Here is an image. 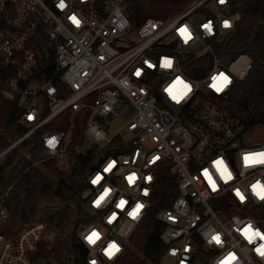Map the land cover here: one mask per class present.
<instances>
[{
	"label": "built area",
	"instance_id": "1",
	"mask_svg": "<svg viewBox=\"0 0 264 264\" xmlns=\"http://www.w3.org/2000/svg\"><path fill=\"white\" fill-rule=\"evenodd\" d=\"M125 4L0 0V52L3 65L14 72L7 91L20 109L19 122L28 129L0 151V163L36 130L66 116L65 129L44 132L38 154L27 156L30 167L49 161L71 167L77 153L90 159L78 193L91 218L77 231L87 264L121 259L131 236L152 215L163 226L164 257L172 264H264V255L256 251L264 240L253 236L250 243L243 234L248 225L264 234L252 215L264 204L252 188L264 189V164L246 166L243 159L264 152V135L225 107L252 65L248 54L230 60L222 52L240 13L232 10L230 0H194L171 17L147 18L136 28ZM181 28L187 29L184 35ZM162 58L170 59L171 67H161ZM177 78L188 89L179 83L170 88ZM81 119L85 137L74 145ZM86 140L89 153L81 150ZM218 160L231 179L221 178ZM109 164L113 167L105 172ZM166 173L174 179L162 183ZM132 174L136 179L129 184L126 177ZM19 178L12 173L0 188V264H60L56 225L44 217L12 225ZM105 188L109 195L97 206ZM122 199L125 205L117 207ZM137 203L143 207L132 218L129 212ZM93 231L99 239L89 243ZM216 235L220 243L213 240ZM110 243L118 250L108 249ZM229 254L235 259L229 260Z\"/></svg>",
	"mask_w": 264,
	"mask_h": 264
},
{
	"label": "trees",
	"instance_id": "2",
	"mask_svg": "<svg viewBox=\"0 0 264 264\" xmlns=\"http://www.w3.org/2000/svg\"><path fill=\"white\" fill-rule=\"evenodd\" d=\"M105 1L99 0V3ZM193 1L126 0L124 11L132 25L138 28L147 18L166 19L182 11ZM230 2L232 10L239 12L241 19L222 44V52L230 60H235L241 54H248L252 58V65L247 76L237 81L232 88L225 107L248 127L264 126V0ZM48 76L49 72L40 75V78ZM13 77V69L3 65V55L0 52V151L28 130L19 122L20 109L16 101L8 105L3 99V94L9 89ZM65 118L66 116H63L36 130L11 151L9 157L0 163V188L6 187L12 173L19 174L11 204L14 215L12 225L19 227L34 217L48 219L60 229V264H69V258L76 264H87L86 248L80 241L77 231L91 218L80 205L78 193L84 187V179L90 169V159L77 153L76 161L71 167L56 161L30 167L32 161L27 156V153L31 156L38 154L41 148V135L44 132L65 129L67 126ZM84 129L85 122L81 119L73 135L74 145L84 139ZM169 179H174L169 173L161 176L162 183ZM62 182L75 190L77 194L75 199L70 201L61 199ZM256 211L252 215L256 216L264 227V204L259 205ZM162 227L155 216L147 218L131 236L125 255L113 264H159L165 252V245L160 240ZM73 229L75 230L71 236ZM2 230L0 228V231Z\"/></svg>",
	"mask_w": 264,
	"mask_h": 264
},
{
	"label": "snow or ice",
	"instance_id": "3",
	"mask_svg": "<svg viewBox=\"0 0 264 264\" xmlns=\"http://www.w3.org/2000/svg\"><path fill=\"white\" fill-rule=\"evenodd\" d=\"M221 3L224 2V0H220ZM71 19L73 20L74 23H78V21L75 19V17H71ZM225 24V27H228L229 26V22L228 21H225L224 22ZM205 28H209V25L208 24H205L204 25ZM180 33L182 35H184L186 32H187V29L186 28H181L179 29ZM190 38V37H186L185 38V42L187 43V39ZM145 63H148L147 61ZM149 67H152L151 64L148 65ZM161 67H166V68H169L171 67V60L170 59H167V58H162L161 60ZM137 75H139V71H137L136 73ZM221 76H223L224 80L227 81L228 77L227 76H224L223 74H221ZM217 79V77H213V80L215 81ZM183 84V87L184 89H188V85L187 84H184L183 81H181L179 78H177V81L174 82V84L171 87H174L175 84ZM217 90L219 91V88H217ZM173 99H177V96L173 95ZM32 117H29V119H31ZM54 140V138H53ZM53 140H49V144L51 145L53 143ZM244 159V162H245V165L246 166H249V165H252V164H264V152L262 153H255V154H252V155H245L243 157ZM215 165L217 167V171L220 173V176L221 178H224V179H231V174L228 172V169L226 166H224V163L222 160H218L215 162ZM113 167V164H109L108 167L105 169V172H107L109 169H111ZM203 175H205L206 177L209 178V182L211 184V186L213 187V189H215V184L212 183L211 181V177L209 176V173L207 170L204 171ZM129 181V184L133 183V181L136 179L135 177V174H132V175H129L126 177ZM101 178L98 176L96 178V180L93 181V183L95 184L98 180H100ZM146 179H151L150 177L146 178ZM253 188V191L257 194L258 197H260L261 199H264V189H261V190H257L258 189V185L257 184H254L252 186ZM109 192L110 190L105 188L103 193L98 197V199L95 201L96 205L99 206V204L105 199V197H107L109 195ZM145 195H147V192L145 191L144 193ZM237 196H239V198L241 200L244 199L243 195H241L239 193V191H237L236 193ZM125 201L122 199L120 200L119 204L117 205V207H120L122 208L124 205H125ZM143 207V205H141L140 203H137L135 205V207L132 209L131 212H129V216H131L132 218H135V216L139 213V211L141 210V208ZM113 216H115V214H113ZM111 222V221H110ZM243 234L245 235V237L249 240V242L251 243L252 241V237L253 236H258L261 240H264V234L260 233L258 230L253 232L252 231V226L251 225H248L244 231H243ZM99 239V235L98 233H96L95 231H93L91 233V235L89 237H87V239L89 240V243H95V239ZM213 240H215L217 243H220V237L219 235H216V236H213ZM108 249H111V250H118L117 249V246L115 243H110L108 245ZM257 252H259L261 255H264V245H261L260 248H257L256 249ZM106 254L109 255V257H111L112 255V252L108 251L106 249ZM229 260L231 259H235V256L233 254H229Z\"/></svg>",
	"mask_w": 264,
	"mask_h": 264
},
{
	"label": "water",
	"instance_id": "4",
	"mask_svg": "<svg viewBox=\"0 0 264 264\" xmlns=\"http://www.w3.org/2000/svg\"><path fill=\"white\" fill-rule=\"evenodd\" d=\"M226 12L230 13V8L229 7H226ZM81 150L83 152H85V153H89V152L92 151L91 145H90L88 140H86L84 142V144L81 146ZM60 196H61L62 199L69 201L70 199H74L75 198V190L70 188L69 186H67L65 183L62 182L60 184ZM74 230L75 229L72 230L71 236L74 233ZM70 240H71V237L69 239L67 248H69ZM69 260H70V258H69ZM198 264H200V263H198Z\"/></svg>",
	"mask_w": 264,
	"mask_h": 264
},
{
	"label": "rangeland",
	"instance_id": "5",
	"mask_svg": "<svg viewBox=\"0 0 264 264\" xmlns=\"http://www.w3.org/2000/svg\"><path fill=\"white\" fill-rule=\"evenodd\" d=\"M192 3V2H191ZM188 6V5H187ZM186 6V7H187ZM185 7V8H186ZM175 15V14H174ZM173 16V15H172ZM171 17V16H170ZM3 99H5V102L9 105L12 103V100H11V96L9 95V91H5L4 94H3ZM14 102V101H13ZM251 129H256V131H258V133L264 135V126L263 125H255L253 127H251ZM159 264H172V261L166 257H164L162 259V261L159 263Z\"/></svg>",
	"mask_w": 264,
	"mask_h": 264
},
{
	"label": "flooded vegetation",
	"instance_id": "6",
	"mask_svg": "<svg viewBox=\"0 0 264 264\" xmlns=\"http://www.w3.org/2000/svg\"><path fill=\"white\" fill-rule=\"evenodd\" d=\"M76 196H77V194H76V192H75V198H76ZM75 198H74V199H75ZM61 199H62V198H61ZM62 200H64V199H62ZM70 200H72V199H70ZM70 200H69V201H70ZM64 201H68V200H64Z\"/></svg>",
	"mask_w": 264,
	"mask_h": 264
}]
</instances>
